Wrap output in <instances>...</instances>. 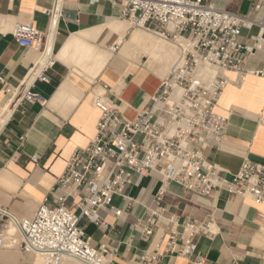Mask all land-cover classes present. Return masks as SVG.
Listing matches in <instances>:
<instances>
[{
  "label": "crops",
  "instance_id": "crops-1",
  "mask_svg": "<svg viewBox=\"0 0 264 264\" xmlns=\"http://www.w3.org/2000/svg\"><path fill=\"white\" fill-rule=\"evenodd\" d=\"M54 3L0 0V75L5 85L16 90L22 84L40 61L45 44L55 61L43 72L46 82H31V91L45 98L44 105L25 102L0 84V208L19 220L34 214L63 173L67 159L94 137L100 112L92 99L103 97L132 119L150 105L177 51L169 40L164 42L167 39L131 30L119 19V8L107 0L93 5L88 0H61L52 30L49 13ZM213 3L217 9L254 22L251 30L242 31L240 40L249 46L261 36L259 50L250 56L247 67L264 72V0ZM29 24L41 34L40 49L19 46L11 35L16 25ZM83 33H93V37ZM113 45H118L114 53L109 51ZM227 77L230 83L218 100L217 112L227 117L228 126L221 144L206 151L205 159L230 179L243 161L264 164V77L247 75L242 81L232 73ZM160 187L156 172L134 176L126 192L133 205L118 222L104 215L109 224L115 223L114 234L82 221L95 246L117 251L114 264H134L141 254L153 251L168 219L178 225L185 219L212 220L215 235L201 237L197 243L204 264H264V204L255 205L223 190L201 196L176 184L167 185L160 227L147 241L142 240L134 225L153 207ZM113 205L126 207L118 197ZM21 255L18 263L26 258ZM164 264L186 261L174 258Z\"/></svg>",
  "mask_w": 264,
  "mask_h": 264
},
{
  "label": "built area",
  "instance_id": "built-area-1",
  "mask_svg": "<svg viewBox=\"0 0 264 264\" xmlns=\"http://www.w3.org/2000/svg\"><path fill=\"white\" fill-rule=\"evenodd\" d=\"M60 2L55 0L49 13L52 30L60 16ZM107 2L119 8V19L130 29L169 40L177 55L150 97V105L132 119L105 98L92 99L100 112L94 137L67 159L63 173L32 217L19 220L0 208V248L12 244L23 256L40 259L43 264H65L70 259L82 264H114L117 251L95 246L82 221L114 234L115 223L109 224L104 215L118 222L133 205L126 192L135 175L156 172L161 183L153 207L134 225L144 241L160 227L162 196L169 184L201 196L223 190L255 205L264 204V164L243 161L227 179L205 159L206 151L221 144L228 126L227 117L217 112L218 100L230 83L227 74H234L239 81L247 75L264 77L263 71L247 67L250 56L261 45V36L253 38L249 46L240 40L242 31L251 30L254 22L217 9L213 0ZM11 35L19 46L41 48V34L32 24L16 25ZM117 50L118 45L109 47L112 53ZM54 64L51 49L45 44L35 69L16 90L5 85L2 75L0 84L25 102L44 105L45 98L31 91V82H46L43 72ZM205 69L212 73L205 75ZM31 161L36 163L37 158ZM115 197L125 201V209L113 205ZM11 225L17 229L15 236L8 234ZM214 235L210 219H185L179 225L168 219L155 249L141 254L134 264H164V260L174 258L186 264H204L197 253L198 240Z\"/></svg>",
  "mask_w": 264,
  "mask_h": 264
},
{
  "label": "rangeland",
  "instance_id": "rangeland-1",
  "mask_svg": "<svg viewBox=\"0 0 264 264\" xmlns=\"http://www.w3.org/2000/svg\"><path fill=\"white\" fill-rule=\"evenodd\" d=\"M131 30H135V29H131ZM141 30V29H140ZM142 31H145V30H142ZM146 32V31H145ZM146 33H148V32H146ZM150 34V33H149ZM167 74V72H165L163 75H162V77H161V79H160V82H161V80L163 79V77L165 76ZM112 105L113 106H115L120 112H121V110L115 105V104H113L112 103ZM141 110V109H140ZM140 110H138L137 112H139ZM136 112V113H137ZM122 113V112H121ZM135 113V114H136ZM32 217V216H31ZM24 218V217H23ZM23 218H20V219H23ZM30 218V217H29ZM15 239H18L17 237L15 238ZM5 252H7L8 253V256H9V258H10V263H8V264H27V263H33L34 264V258L32 257V256H26V258L25 259H23V260H21L19 263L17 262V260H18V258L20 259L21 257H20V251H19V249H18V247L17 246H13L11 249H6V248H0V255H2V254H5ZM21 256H23V255H21ZM72 263V261H67L65 264H71ZM0 264H4L2 261H0ZM80 264H82V263H80Z\"/></svg>",
  "mask_w": 264,
  "mask_h": 264
},
{
  "label": "bare ground",
  "instance_id": "bare-ground-1",
  "mask_svg": "<svg viewBox=\"0 0 264 264\" xmlns=\"http://www.w3.org/2000/svg\"><path fill=\"white\" fill-rule=\"evenodd\" d=\"M126 22V21H125ZM263 33V32H262ZM84 35L83 36H86L87 38H92L93 37V33H83ZM164 42H168V40H165ZM117 44V43H116ZM172 45H174L173 43H172ZM175 46V45H174ZM176 48V47H175ZM259 50V49H258ZM175 52L173 51V50H171V54H174ZM175 55H177V51H176V53H175ZM174 61V60H173ZM171 66V65H170ZM170 68V67H169ZM169 68H168V70H169ZM168 70H167V72H168ZM204 74L205 75H210L212 72H211V70L210 69H205L204 71ZM174 96L176 97V96H178V93H174ZM8 234L10 235V236H12V235H16L17 234V229H16V227L14 226V225H11L10 227H9V231H8ZM13 247V245L12 244H9V245H7L5 248L6 249H11ZM0 261H2L4 264H8V263H10V258H9V256H8V253L7 252H5V254H2V255H0ZM69 261H72V263L71 264H80V262H78V261H76V260H73V259H70ZM34 264H43V262H42V260H40V259H36V260H34Z\"/></svg>",
  "mask_w": 264,
  "mask_h": 264
}]
</instances>
